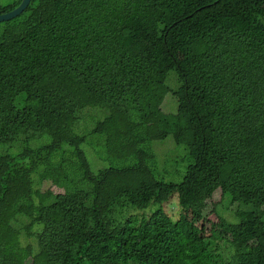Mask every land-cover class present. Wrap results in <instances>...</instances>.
I'll use <instances>...</instances> for the list:
<instances>
[{
	"label": "trees",
	"instance_id": "trees-1",
	"mask_svg": "<svg viewBox=\"0 0 264 264\" xmlns=\"http://www.w3.org/2000/svg\"><path fill=\"white\" fill-rule=\"evenodd\" d=\"M88 116L122 166L93 172L68 137ZM152 125L193 129L179 184L152 173ZM217 190L247 209L209 222ZM28 262L264 264V0H31L0 23V264Z\"/></svg>",
	"mask_w": 264,
	"mask_h": 264
},
{
	"label": "rangeland",
	"instance_id": "rangeland-1",
	"mask_svg": "<svg viewBox=\"0 0 264 264\" xmlns=\"http://www.w3.org/2000/svg\"><path fill=\"white\" fill-rule=\"evenodd\" d=\"M12 0H0V4L4 5ZM132 50L136 53H140L147 49L146 44L143 42H138L134 46L131 47ZM176 79L174 74L170 73L167 79V85L171 88H175L177 83L175 84ZM161 109L166 114L175 113L177 109V103L175 99L168 95L162 106ZM84 114V112H83ZM99 119L98 117H81L76 123L74 127V131L72 133L68 132V137L71 135H85L86 141L81 146L82 150L84 151L90 168L93 172L98 171L99 169L107 168L109 165L114 166H122L123 164L120 162H115L110 164L109 161L104 159L102 146L99 144V138L96 136H92L90 134L92 128L94 127L95 122ZM148 135L151 139L150 141V149L155 155L154 164L152 167V173L154 177L161 182L165 183H172V184H179L188 167L191 165V160L188 155V149L185 145H190L192 142V127H187V129L181 130L176 136L175 139L172 136L163 138L159 134L157 128L152 125L147 129ZM52 140L48 135H44L39 140L31 143L32 147H36L42 144L49 143ZM185 144V145H184ZM41 190H50L54 194H61L63 191L62 189H58L55 186L51 185L50 183H44L40 186ZM228 200V201H227ZM229 198L221 196V191L217 190L214 192L211 200L207 202V210L205 212V217L209 222L216 223L220 218H224L228 221L232 220L234 217V209L245 210L247 209L246 206L235 203L233 207L228 205ZM164 212L172 219L177 220L179 214L181 213V209L178 205V196L177 194L172 195L167 203L163 205ZM153 208L151 207L148 210L143 212H138L140 215H148ZM235 222V220H233ZM206 226L209 227L208 222H206ZM208 233L205 234L207 236ZM225 244L219 243V248L222 251H225ZM26 264H30L29 262Z\"/></svg>",
	"mask_w": 264,
	"mask_h": 264
},
{
	"label": "water",
	"instance_id": "water-1",
	"mask_svg": "<svg viewBox=\"0 0 264 264\" xmlns=\"http://www.w3.org/2000/svg\"><path fill=\"white\" fill-rule=\"evenodd\" d=\"M31 0H21V3L19 6H17L15 9H13L10 12H7L5 14L0 15V23L9 21L17 16H19L29 5Z\"/></svg>",
	"mask_w": 264,
	"mask_h": 264
}]
</instances>
